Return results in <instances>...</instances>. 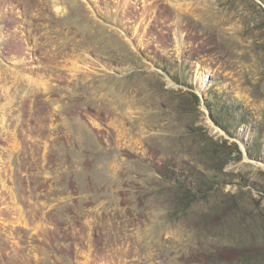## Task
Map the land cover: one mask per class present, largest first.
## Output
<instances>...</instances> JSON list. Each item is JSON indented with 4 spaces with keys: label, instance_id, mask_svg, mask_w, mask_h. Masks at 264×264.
Masks as SVG:
<instances>
[{
    "label": "rangeland",
    "instance_id": "1",
    "mask_svg": "<svg viewBox=\"0 0 264 264\" xmlns=\"http://www.w3.org/2000/svg\"><path fill=\"white\" fill-rule=\"evenodd\" d=\"M0 264H264V0H0Z\"/></svg>",
    "mask_w": 264,
    "mask_h": 264
},
{
    "label": "bare ground",
    "instance_id": "2",
    "mask_svg": "<svg viewBox=\"0 0 264 264\" xmlns=\"http://www.w3.org/2000/svg\"><path fill=\"white\" fill-rule=\"evenodd\" d=\"M209 124H210V123H209ZM210 125H211V124H210ZM211 126H212V125H211ZM212 128H213V127H212ZM214 131H216V128H214ZM216 133L220 134L221 132H220V133H219V132H216Z\"/></svg>",
    "mask_w": 264,
    "mask_h": 264
}]
</instances>
